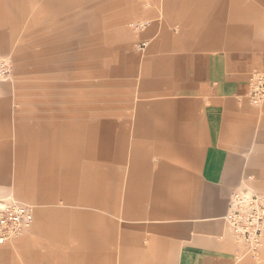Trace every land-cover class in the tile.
Listing matches in <instances>:
<instances>
[{
  "label": "crops",
  "instance_id": "crops-1",
  "mask_svg": "<svg viewBox=\"0 0 264 264\" xmlns=\"http://www.w3.org/2000/svg\"><path fill=\"white\" fill-rule=\"evenodd\" d=\"M30 1L0 0V7ZM142 1L101 0L98 7L93 0L42 1L39 15L49 7L58 13L77 8L75 19L118 6L117 16L134 19L137 27L103 33L114 51L103 80L108 97L85 125L75 124L86 106L77 104L74 90L54 99L52 122L25 120L17 127L1 99L0 159L13 145L15 128L22 146L39 134L31 130L53 132L45 142L51 140L54 157L44 152L40 167L23 151L19 174L28 194L39 169L34 198L89 207L72 221L80 243L74 264H255L234 242L225 217L234 192L252 185L264 190L258 185L264 180V103L255 106L248 98L251 73L264 71V0H145L151 7ZM122 2H133L135 13L123 15ZM89 25L78 23L76 31ZM34 56L28 55L30 63ZM77 57L63 58L70 78ZM63 130H70L72 168L57 180L48 163L64 160ZM80 135L95 163L88 175L73 167ZM6 168L0 164V179L7 178ZM95 175L102 176L98 185ZM49 217L39 212L40 221Z\"/></svg>",
  "mask_w": 264,
  "mask_h": 264
},
{
  "label": "rangeland",
  "instance_id": "rangeland-1",
  "mask_svg": "<svg viewBox=\"0 0 264 264\" xmlns=\"http://www.w3.org/2000/svg\"><path fill=\"white\" fill-rule=\"evenodd\" d=\"M43 0H32L30 2H3L0 7V44H5L6 48L0 50V61L6 59L11 64V76L7 79L0 77V100L8 101L9 122L17 127L25 120L30 122H52L54 99L57 96L75 92L77 104L80 109L75 118L76 122L86 124L90 113L92 114L97 105L104 103L105 96L108 97V91L104 89L103 80L105 74H108V60L113 56L112 46L108 39H103L104 32H109L115 27L135 29L137 27L135 20L130 17L119 18L118 6L113 10L99 11L92 13H80L79 19H75L77 8L63 11L62 13L49 11L39 15V6ZM99 1L93 0V5L99 6ZM141 3V2H140ZM144 6L151 7L150 1H142ZM123 15H133V2H122ZM125 11V10H124ZM117 16V17H116ZM66 22H69L67 24ZM73 22V23H72ZM56 23V26H54ZM90 24L83 33H78L77 24ZM62 24H65L64 26ZM57 27L56 29H54ZM108 37V35H107ZM59 39L74 41L72 44H64ZM58 40V41H57ZM80 40V42H79ZM36 54L35 61L29 62L28 55ZM67 55H77L74 64V76L68 77L62 70L67 61L63 58ZM108 78V77H107ZM111 93V98L116 97ZM38 98L40 108L32 105V98ZM53 107V108H52ZM1 110V106H0ZM40 115V118L36 117ZM34 116V118H31ZM86 128V127H85ZM83 128V129H85ZM70 130H63V156H56V161H49L52 172L60 180V176L67 173L72 168L70 159ZM82 132V130L80 129ZM52 131L46 129L31 130L36 135L32 138L29 145H18L22 139L20 131L14 129L12 133L13 145L8 147L9 152L6 155L1 154L0 161L6 160V169L3 170L7 175L6 179H0V193L10 192L8 197H18L19 199L31 204L34 207L35 220L30 231L15 240L12 243L0 245V264H74L76 250L79 242L76 239L77 229L73 226V220L78 218L79 212H87L89 207L81 203H68L56 198L53 201L44 202L34 198L40 191V185L35 181H40L41 174L39 169H34L30 178L32 192L26 194L27 184L21 179L19 174L20 160L23 151L27 156L38 158L35 162L41 167L44 152L49 150L48 146L51 140L47 141L46 133ZM22 133V131H21ZM53 133V132H52ZM46 137V138H45ZM50 137V136H49ZM79 161L73 163V167L82 170V174H91L95 166L90 159L91 151L86 136H79ZM5 153V151L1 150ZM5 165L4 163H0ZM102 176L95 175L97 185L102 181ZM28 178V180H31ZM259 181V180H258ZM257 181V182H258ZM264 184V180L258 185ZM241 189L264 195V190L257 187ZM16 197H15V196ZM33 196V197H32ZM17 198V199H18ZM62 198V197H61ZM92 210V209H90ZM96 215L103 210L93 209ZM46 211L49 218L40 221L39 212ZM58 212V217L54 212ZM73 213V215L71 214ZM71 220V222H70ZM73 221V222H72ZM26 241V242H25ZM240 247V246H239ZM247 257H251L255 264H264V237L263 245L259 252L254 255L243 249Z\"/></svg>",
  "mask_w": 264,
  "mask_h": 264
},
{
  "label": "built area",
  "instance_id": "built-area-1",
  "mask_svg": "<svg viewBox=\"0 0 264 264\" xmlns=\"http://www.w3.org/2000/svg\"><path fill=\"white\" fill-rule=\"evenodd\" d=\"M11 64L0 61V77L11 76ZM248 98L255 106L264 103V71L254 70L249 79ZM34 207L14 197L0 198V245L12 243L31 230ZM226 225L234 242L256 255L263 245L264 195L236 191L230 197Z\"/></svg>",
  "mask_w": 264,
  "mask_h": 264
}]
</instances>
